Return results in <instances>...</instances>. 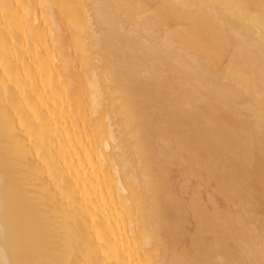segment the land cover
<instances>
[{"label": "bare ground", "instance_id": "obj_1", "mask_svg": "<svg viewBox=\"0 0 264 264\" xmlns=\"http://www.w3.org/2000/svg\"><path fill=\"white\" fill-rule=\"evenodd\" d=\"M264 0H0V264H264Z\"/></svg>", "mask_w": 264, "mask_h": 264}, {"label": "rangeland", "instance_id": "obj_2", "mask_svg": "<svg viewBox=\"0 0 264 264\" xmlns=\"http://www.w3.org/2000/svg\"><path fill=\"white\" fill-rule=\"evenodd\" d=\"M262 134H264V131H262Z\"/></svg>", "mask_w": 264, "mask_h": 264}]
</instances>
